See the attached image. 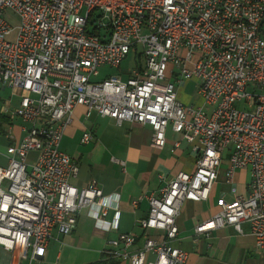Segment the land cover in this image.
<instances>
[{"label": "built area", "instance_id": "built-area-1", "mask_svg": "<svg viewBox=\"0 0 264 264\" xmlns=\"http://www.w3.org/2000/svg\"><path fill=\"white\" fill-rule=\"evenodd\" d=\"M132 51L139 62L125 79L92 80ZM186 80L196 82L202 105L177 99L176 86ZM0 85L18 92L11 116L23 123L0 165V246L9 264L43 257L53 234H70L83 211L97 227L117 229V196L104 195L96 180L74 186L78 166L59 149L79 105L86 116L149 125L158 149L170 126L195 154L192 172H178L147 196V216L137 220L142 246L133 249L136 235L121 233L105 253L129 264H187V252L172 244L176 218L185 200L208 198L225 159L233 198L222 193L217 212L193 231L208 236L230 226L242 233L246 223L264 252V0H0ZM92 140L90 131L80 138ZM237 169L250 171L246 193L234 188Z\"/></svg>", "mask_w": 264, "mask_h": 264}, {"label": "crops", "instance_id": "crops-1", "mask_svg": "<svg viewBox=\"0 0 264 264\" xmlns=\"http://www.w3.org/2000/svg\"><path fill=\"white\" fill-rule=\"evenodd\" d=\"M6 14L13 15L10 11H6ZM187 87L191 88L190 93H186ZM176 96L183 104L202 105L194 80L178 84ZM22 125L21 121L18 127L11 124L6 128L0 127V134L7 140L5 145L0 146L1 166L8 163V145L11 142L17 144L21 140ZM84 131H90L93 135V140L85 144L80 141ZM151 136L152 129L147 124L128 120L117 123L110 117H102L94 112L86 116L85 107L76 106L60 140L59 149L68 154L78 166L77 175L70 179L74 186L82 188L91 180H96L104 195L117 196V229L106 231L97 227L94 220L83 211L78 215L70 234H53L43 257L23 259L20 264H92L105 253L107 241L121 233L136 235L133 249L140 248L144 235L137 220L147 216V196L157 193L160 186L178 172H192L195 167V154L191 144L170 126L165 132L166 142L163 148L153 147ZM175 142L179 143L176 148ZM35 158V152L28 154L30 162ZM226 166L225 159L218 169L217 179L208 198L203 201L185 200L176 218L179 234L172 244L187 252V264H264V252L256 248L255 239L249 233L246 223L242 224V233L230 226L213 229L208 236H197L193 231L197 223L217 212L216 199L222 193L227 200L233 198L231 187L224 182ZM249 178V169L235 171L234 188L237 193H246ZM135 199L138 201L133 206L132 201ZM114 213L113 208L108 210L107 220H112ZM147 233L159 234L152 230ZM148 257L151 258V255ZM10 259V252L0 246V264H9ZM118 262L129 264L127 261Z\"/></svg>", "mask_w": 264, "mask_h": 264}, {"label": "rangeland", "instance_id": "rangeland-1", "mask_svg": "<svg viewBox=\"0 0 264 264\" xmlns=\"http://www.w3.org/2000/svg\"><path fill=\"white\" fill-rule=\"evenodd\" d=\"M7 19L13 24L16 25L18 22L16 15L6 14ZM139 60L136 59V55L130 52L127 57L122 61L119 68H114L108 65H103L98 68L99 75L92 78L94 81H101L108 76H120L121 79L126 78L128 71L133 68ZM192 90L190 87L186 88V93H190ZM19 103V96L16 91H13L11 88L0 86V127L1 129L6 128L8 124L18 127L21 124L20 119L17 116H11L15 111ZM7 107L8 112H4L3 109ZM240 108H246L245 104H239ZM4 116V117H3ZM7 143V140L3 134H0V146H3ZM1 157V156H0Z\"/></svg>", "mask_w": 264, "mask_h": 264}, {"label": "trees", "instance_id": "trees-1", "mask_svg": "<svg viewBox=\"0 0 264 264\" xmlns=\"http://www.w3.org/2000/svg\"><path fill=\"white\" fill-rule=\"evenodd\" d=\"M118 261L119 260L111 257L109 254L102 253L101 258L92 264H118L119 263Z\"/></svg>", "mask_w": 264, "mask_h": 264}]
</instances>
